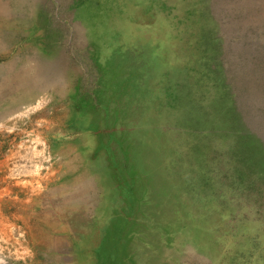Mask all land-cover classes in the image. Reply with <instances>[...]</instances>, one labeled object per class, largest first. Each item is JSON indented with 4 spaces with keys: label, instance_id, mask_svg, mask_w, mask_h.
<instances>
[{
    "label": "rangeland",
    "instance_id": "1",
    "mask_svg": "<svg viewBox=\"0 0 264 264\" xmlns=\"http://www.w3.org/2000/svg\"><path fill=\"white\" fill-rule=\"evenodd\" d=\"M101 259L264 264V0H0V264Z\"/></svg>",
    "mask_w": 264,
    "mask_h": 264
},
{
    "label": "trees",
    "instance_id": "2",
    "mask_svg": "<svg viewBox=\"0 0 264 264\" xmlns=\"http://www.w3.org/2000/svg\"><path fill=\"white\" fill-rule=\"evenodd\" d=\"M119 234H120V232H119ZM119 240V239H118ZM102 248H103V245H102ZM101 251V250H100ZM101 253H103V252H101ZM103 256H104V254L102 255V258H103ZM100 263L101 264H107L105 261H103V259H101L100 260ZM112 264H124V262H112Z\"/></svg>",
    "mask_w": 264,
    "mask_h": 264
}]
</instances>
